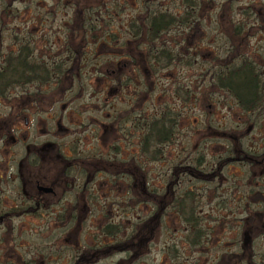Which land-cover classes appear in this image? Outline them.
I'll return each mask as SVG.
<instances>
[{
	"label": "flooded vegetation",
	"instance_id": "af4514ba",
	"mask_svg": "<svg viewBox=\"0 0 264 264\" xmlns=\"http://www.w3.org/2000/svg\"><path fill=\"white\" fill-rule=\"evenodd\" d=\"M64 2L50 5L51 9L59 6L65 12L60 21L65 35L58 37L55 50L38 49L31 35H23L11 42L3 58L20 57L35 67L24 70L30 78L23 82L0 84V264H90L98 259L136 264L138 248H148L153 226H158V219L167 213L152 211L139 218L136 214L138 203L154 199V190L139 173L142 165L137 159L138 147L140 157H146L145 165L151 161L147 153L153 151V143L148 141L142 148V139L149 137L154 118L152 108L138 109L147 103L152 87L144 90L145 97L141 99V89L137 90L134 80L138 82L139 70L144 71L147 81L146 67L152 69L153 59L161 61L167 52L171 53L163 45L162 34L169 26L189 18L174 20L170 25L167 21L158 24L156 35L149 36L150 18L155 11L145 6L141 17L140 12L124 21L128 35H112L109 28L113 21L100 17L101 6L78 0ZM190 8L194 9V4ZM157 12L173 15L167 10ZM53 21L35 20L31 27L36 30ZM4 23L9 20H0V29L8 28ZM89 43L113 48L114 52L112 62L101 66L109 75L104 78L106 82L98 86L93 96L96 100L87 105L82 99L85 84L73 83V76L79 79L83 65L73 67V59L81 60ZM122 43L137 44L139 64L133 52L125 53ZM124 67H128V74L123 72ZM260 72L264 76L261 68ZM258 104L251 111L238 109L247 115H264L259 110L264 108V99ZM90 107L95 109V115L89 114ZM165 112L161 108L159 117ZM88 139L98 149L95 155L88 154ZM229 152L225 153V163L234 161V157L240 166L264 165L261 151L236 148ZM203 160L199 155L197 161ZM221 166L216 164L211 172ZM161 177L162 196L155 202L164 211L167 168L161 171ZM257 194L263 209L264 194ZM121 203L128 204L129 212L121 214ZM251 220L258 223L251 227ZM142 224L146 228L141 233ZM259 231L264 236V211H249L248 205L237 212L228 210L225 251L220 261L223 257L225 264H264V253L253 251ZM78 236H84L87 244Z\"/></svg>",
	"mask_w": 264,
	"mask_h": 264
},
{
	"label": "rangeland",
	"instance_id": "374dc122",
	"mask_svg": "<svg viewBox=\"0 0 264 264\" xmlns=\"http://www.w3.org/2000/svg\"><path fill=\"white\" fill-rule=\"evenodd\" d=\"M190 1L194 9H189L184 0H109L104 3L102 0H78V3L85 5L101 6L100 17L113 21L109 28L112 35H128L124 21L140 12L141 17L145 6L153 12L167 10L176 17L189 18L175 27L169 26L167 33L162 34L163 45L167 46V51H171L172 59H153L152 69L146 67L149 72L147 81L144 71H137L138 82L135 79L134 83L138 91L141 89L139 98H144V90L152 87L147 103L138 109L148 111L152 108L153 118L158 119L163 108L175 124L170 139L153 146L161 150L162 156L152 157L154 152H148L147 157L152 158L145 165L146 157L143 154L140 157L137 147V159L142 165L140 175L144 176L148 187L157 192H160L162 185V170L167 168L169 180L170 170L178 164L197 169L195 175L182 172L169 181L174 183L177 193L189 190L195 194V212L200 218L198 225L207 230L209 242L204 240L205 245L201 242L199 248L183 242L188 225L169 211L168 202L164 210L167 214L158 219V226H153L152 242L147 249L145 246L138 248L136 264H225V259L222 257L220 261V256L225 251L226 212H237L243 205H248L249 211H264L257 194H264V165L256 168L240 166V161H235L234 157V161L225 163V153L230 154L229 151H236V148L264 153V115L242 113L231 95L216 89L210 80L211 73L220 69L229 56L235 57L234 62L249 59L264 71V0ZM54 2L65 3L64 0H0V20H9V23L3 24L8 28L0 29V66L5 61V54L10 51L11 42L23 35H31L38 49L55 50L58 37L65 35V28L60 24L65 12L59 6L51 9L50 5ZM35 20L54 21L34 30L31 25ZM25 25L27 27L24 28ZM234 25L239 27L237 37L231 36ZM18 29L21 31L17 32ZM121 45L125 53L135 54L136 64L141 62L137 44ZM110 46L114 47V44ZM97 52L103 55L98 56ZM113 52V48L89 43L84 48V57L81 60L73 59V67L83 65L79 79L73 76V83L85 84L87 89L83 91L82 98L85 104L90 105L89 101L96 100V96H93L97 94L98 86L106 82L104 78L109 75L101 66L103 62H112ZM123 72L128 74V67H124ZM89 109V114L95 115L92 111L95 109ZM259 110L264 113V108ZM86 148L89 156L98 153L91 142ZM199 155L204 158L201 162L197 161ZM216 164L222 166L211 172ZM138 199L142 200L140 197ZM125 204H119L121 214L129 212L128 204ZM154 209V203L148 200L145 204L138 203L137 218L154 212ZM123 219L121 217V222H124ZM257 223L254 220L249 222L251 227ZM259 232L253 247L256 254L264 253V236L262 231ZM89 233L93 235L94 232ZM78 239L87 244L84 236H78ZM172 244L177 245L176 250L170 249ZM90 264L112 262L98 259Z\"/></svg>",
	"mask_w": 264,
	"mask_h": 264
},
{
	"label": "trees",
	"instance_id": "16d2710c",
	"mask_svg": "<svg viewBox=\"0 0 264 264\" xmlns=\"http://www.w3.org/2000/svg\"><path fill=\"white\" fill-rule=\"evenodd\" d=\"M184 2L187 6H192L190 0H184ZM158 13L160 12H155L150 18L151 25L149 27V36L156 35L157 31L160 29L158 24L162 25L163 22L167 21L170 25L174 20H181L185 17H176L169 14ZM238 28L239 27L235 25L232 27V37L238 36ZM164 57H166L167 60L172 59L170 52H167ZM234 60L235 57L230 58L225 64L220 65V69L211 73V84H213L216 89L223 90L231 95L240 109H243L244 111L254 110L259 107L258 102L264 99V92L262 90L264 86V77L263 75L260 76V68H258L251 60L246 58L240 59L239 62H234ZM31 66L35 67L30 64L29 61L20 57L6 58L0 66V84L15 83L19 81L23 82L24 79H29L30 77L26 75L30 73L25 74L24 70ZM173 124V118L170 115H167L166 112L158 119H153L149 137L142 139V148L147 146L146 142L148 141H151L153 146H155V144L157 145L167 142L173 133L175 126V124ZM153 152L154 156L152 157H159L161 154V150L157 148H153ZM170 172L171 175L169 176V180L172 179L173 176H178L182 172H188L191 175H195L197 171L193 169V167L178 164L175 168H172ZM173 184L174 183L169 181L167 203L169 202V211L175 214L176 217L181 218L182 221L188 225L185 238L182 241H186L192 246H198L199 244H202L201 242L205 245L204 240H206V243L207 241L209 242V234L206 229H203L198 225L200 218L195 212V194L189 190L177 193V191L174 190ZM152 194L154 196L152 203L155 205L154 213H163L164 211H161L159 207L160 203L155 202L156 198L159 201L162 196L161 191H152ZM221 202H223V200H221ZM153 221L155 222L156 220L153 219ZM142 222H145V219ZM145 228V224L140 225V232L142 233ZM175 246L177 245L172 244L169 247L170 249L174 248L176 250Z\"/></svg>",
	"mask_w": 264,
	"mask_h": 264
}]
</instances>
